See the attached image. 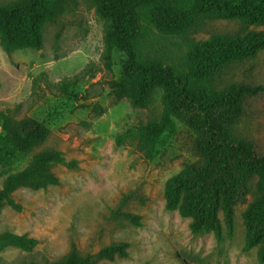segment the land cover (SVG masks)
<instances>
[{
	"label": "trees",
	"instance_id": "trees-1",
	"mask_svg": "<svg viewBox=\"0 0 264 264\" xmlns=\"http://www.w3.org/2000/svg\"><path fill=\"white\" fill-rule=\"evenodd\" d=\"M73 1L19 0L0 5L1 50L8 57L17 51L41 50L45 26L61 17ZM85 1L102 22L103 68L111 70L115 51L124 57L120 78L106 82L112 100H127L133 108L147 109L160 93L159 121L128 129L116 138L117 145L130 139L153 149L174 121L183 124L190 132L189 150L196 162L166 182L165 209L189 219L193 235L212 233L221 241L224 228L228 237L232 236L235 206L252 195L242 213L243 250L257 249L258 261L263 263L264 144L241 126L252 102L264 95V84L227 76L252 68L251 61L264 51V0ZM145 24L161 37L186 44L187 70H178L144 52ZM197 33H206L207 37L196 39ZM80 79L61 81L60 91L66 93ZM0 129V161L4 165L31 156L21 170L0 171L1 215L5 205L19 209L13 198L18 189L58 185L53 169L65 160L55 147L56 137L43 122L5 109L0 111ZM145 201L138 190L124 194L105 220L139 226L140 217L130 213L128 207L133 203L144 205ZM34 245V240L24 236L0 234V251L8 246L29 251ZM127 248L126 243H111L96 253H82L72 244L60 260L45 264L114 261L125 258Z\"/></svg>",
	"mask_w": 264,
	"mask_h": 264
},
{
	"label": "rangeland",
	"instance_id": "rangeland-1",
	"mask_svg": "<svg viewBox=\"0 0 264 264\" xmlns=\"http://www.w3.org/2000/svg\"><path fill=\"white\" fill-rule=\"evenodd\" d=\"M18 1L0 0V5ZM194 36L205 39L207 34ZM43 38L39 51L22 50L8 57L0 48V111L15 109L16 116L43 122L56 137L55 147L65 162L53 169L58 185L18 189L13 198L19 209L3 207L0 234L24 236L35 245L29 251L4 248L0 264L54 263L72 244L82 253H96L111 243H126L127 256L98 264H264L258 261L257 249L243 250L242 213L252 195L235 206L232 236L224 228L221 241L212 233L193 235L189 219L165 209L166 182L196 162L189 150L190 132L183 124L174 121L153 149L130 139L117 145L116 138L128 129L159 121L160 93L147 109L112 100L106 82L120 78L124 57L115 51L111 70L103 68L102 22L90 3H70L61 17L45 26ZM142 48L187 70L186 44L159 36L148 24ZM251 62L252 68L232 71L227 78L264 84V51ZM76 77L81 79L75 87L60 91L61 81ZM241 128L264 144V95L252 102ZM30 159L20 157L11 165L0 161V171L21 170ZM2 182L3 178L0 188ZM135 190L146 201L131 204L128 211L140 217V225L106 221L122 196Z\"/></svg>",
	"mask_w": 264,
	"mask_h": 264
}]
</instances>
